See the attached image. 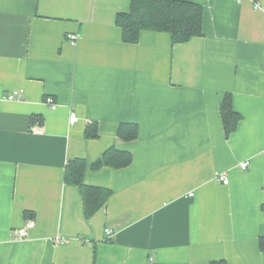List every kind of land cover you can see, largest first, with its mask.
<instances>
[{
  "label": "crops",
  "instance_id": "0c3cea01",
  "mask_svg": "<svg viewBox=\"0 0 264 264\" xmlns=\"http://www.w3.org/2000/svg\"><path fill=\"white\" fill-rule=\"evenodd\" d=\"M182 1L202 6V37L127 44L131 0H0V264H264V0ZM112 147L130 165L92 170ZM74 159L112 192L90 218L64 180Z\"/></svg>",
  "mask_w": 264,
  "mask_h": 264
},
{
  "label": "trees",
  "instance_id": "16d2710c",
  "mask_svg": "<svg viewBox=\"0 0 264 264\" xmlns=\"http://www.w3.org/2000/svg\"><path fill=\"white\" fill-rule=\"evenodd\" d=\"M203 14L202 6L182 0H131L130 11L118 14L116 24L122 31L123 42L127 44H137L144 31L167 33L171 36L173 44H184L193 38L203 36ZM220 116L225 136L228 138L236 131L242 119L234 110L230 94H227L221 103ZM85 133L88 139L98 138V125H89ZM117 136L124 143L134 142L138 139L139 128L135 124H121ZM131 158L130 153L112 147L100 160L91 165V169L99 170L105 166L116 169L126 168L130 165ZM87 169L86 161L70 160L65 169L64 180L79 187L84 202V213L90 218L106 204L112 192L86 185L84 178ZM261 247L264 248L263 242ZM210 264H226V262L213 261Z\"/></svg>",
  "mask_w": 264,
  "mask_h": 264
},
{
  "label": "built area",
  "instance_id": "2783aa9c",
  "mask_svg": "<svg viewBox=\"0 0 264 264\" xmlns=\"http://www.w3.org/2000/svg\"><path fill=\"white\" fill-rule=\"evenodd\" d=\"M253 3H254V8L255 9L261 8L259 0H253ZM67 39L72 44H76V41L78 39V36L77 35H73V34H68L67 35ZM7 98L9 100H15L17 98H21L22 99V95L15 92V93H13L11 95H8ZM46 103L48 105L52 106V109H56L57 108V105L55 104L54 100L52 98H50V97H48L46 99ZM78 121H79V117L76 114H72L71 115V119H70V123L72 125H74ZM248 165H249L248 162H244V163H242L241 168L243 170H246L248 168ZM216 179H217V181H219L223 185H229V183H230L228 173H225V172H223V173H216ZM193 195L194 194H192V193L190 194L191 197H193ZM105 232L108 235H112V231L110 229H106ZM24 236H26V232L25 231H21L20 232V237L23 238Z\"/></svg>",
  "mask_w": 264,
  "mask_h": 264
}]
</instances>
